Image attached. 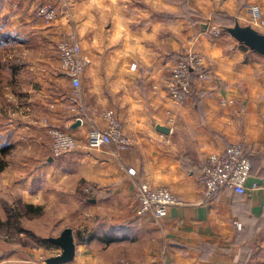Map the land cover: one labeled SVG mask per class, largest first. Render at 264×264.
<instances>
[{
  "label": "crops",
  "instance_id": "crops-1",
  "mask_svg": "<svg viewBox=\"0 0 264 264\" xmlns=\"http://www.w3.org/2000/svg\"><path fill=\"white\" fill-rule=\"evenodd\" d=\"M0 3L5 9L7 0ZM256 3L264 8V0ZM77 4L75 32L88 64L76 113L66 107L71 82L61 69L40 81L29 77L27 104L39 116L47 115L45 123L68 127L80 142L92 127H107L103 113L112 111L130 145L80 147L47 157L41 169L46 179L57 185L74 177L93 195L83 212L92 216L87 224L76 229L59 225V232L72 229L75 242L74 258L62 264L121 259L132 264H264V57L231 36H209L205 22L220 14L245 25V7L236 8V0H192L194 11L186 17L175 3L160 0ZM187 50L204 56L210 78L176 102L167 96L165 81L177 56ZM49 63L55 67L56 62ZM33 137L26 134L30 148L39 151L42 145ZM236 141L245 144L251 159L246 186L258 185L246 194L225 190L206 198L197 180L199 165ZM140 182L167 187L182 204L171 206L160 223L151 213L136 215ZM70 191L63 187L61 194ZM33 192L23 200L37 205L40 194Z\"/></svg>",
  "mask_w": 264,
  "mask_h": 264
},
{
  "label": "rangeland",
  "instance_id": "rangeland-1",
  "mask_svg": "<svg viewBox=\"0 0 264 264\" xmlns=\"http://www.w3.org/2000/svg\"><path fill=\"white\" fill-rule=\"evenodd\" d=\"M160 1L175 3L176 9L186 17L194 11L190 6L192 0ZM257 1L236 0V8L245 7L248 13V21L243 22L247 23L245 25H250L252 21L247 3L254 2L257 5ZM77 5V0H7L4 9V5L0 3V136L3 137L2 141L9 136L14 144L11 154L7 156L8 165L3 174H0V261L6 260L3 264H45L46 258L58 253L56 248L44 242V238L59 235L62 228L59 225L62 222L76 229L79 223L87 224L92 218L88 213H83L93 197L89 192H81L83 184L70 176L57 185L46 179V173L41 169L44 170L48 165L47 157L50 155L51 138L48 128L56 126L45 123L47 115L39 116L40 113L32 112L31 106L27 104L30 99V78L40 81L48 72L53 71V74L58 75L60 69L63 71L58 46L65 39L77 40ZM41 6L55 8L56 14L52 20L45 21L37 14ZM205 22L210 26L209 36H230L223 30V26H233L234 18L214 14ZM212 30L217 33L213 34ZM190 52L192 50L180 53L176 61ZM53 61L56 62L55 67L49 63ZM205 62L208 78L201 83L195 78L199 87L210 78V66L206 59ZM192 93L193 87L190 94ZM70 95L66 107L70 112L76 113V98L72 87ZM40 97L45 96L41 94ZM63 130L70 132L68 127ZM28 133L34 134L33 143H41L43 146L39 151L30 148L32 141L29 143L26 138ZM18 141L22 143L16 147L15 143ZM29 176L30 181L25 183ZM15 181L18 184H14ZM63 187L71 188L69 194H61ZM33 191L40 194L37 205L42 206V211L37 215L27 213L24 217L13 216V208H18L21 212L22 205L26 203L23 196ZM9 213L12 216L7 218Z\"/></svg>",
  "mask_w": 264,
  "mask_h": 264
},
{
  "label": "built area",
  "instance_id": "built-area-1",
  "mask_svg": "<svg viewBox=\"0 0 264 264\" xmlns=\"http://www.w3.org/2000/svg\"><path fill=\"white\" fill-rule=\"evenodd\" d=\"M252 21L251 25L257 31L264 34V11L256 4L248 6ZM37 14L45 21L54 18L55 8L41 6ZM213 34L217 32L212 30ZM60 63L64 75L71 82L74 98L79 97L81 78L87 59L82 53L79 42L75 39H65L60 42ZM204 82L208 78L204 56L198 52H190L185 57L178 59L170 70V76L165 82V92L168 97L176 102H182L192 91L193 78ZM202 86V85H200ZM104 118L107 127H92L84 142H80L70 132L58 127L48 128L51 138L50 155L60 157L82 147L85 150H96L102 147H114L115 149H126L130 145V139L122 133L118 119L112 111H105ZM131 172V170H129ZM251 162L246 152L245 144L236 141L228 144L221 152L209 154L199 165L197 180L203 188L204 196L209 198L216 193L230 190L240 194H246L249 189L255 188L258 183L246 186L250 176ZM138 206L136 215L142 216L151 213L156 222L167 215L168 209L174 205H181L182 200L170 189L164 186H150L141 182L137 191ZM237 226L238 224L235 223ZM116 264H132L123 259ZM147 264H167L161 260Z\"/></svg>",
  "mask_w": 264,
  "mask_h": 264
},
{
  "label": "water",
  "instance_id": "water-1",
  "mask_svg": "<svg viewBox=\"0 0 264 264\" xmlns=\"http://www.w3.org/2000/svg\"><path fill=\"white\" fill-rule=\"evenodd\" d=\"M225 31L234 38L239 44L260 54L264 57V34L257 31L250 25H240L235 22L233 26L225 27ZM167 131V128L166 130ZM48 241L61 249L59 254L48 257L44 260L45 264H62L70 262L75 254V242L72 229L65 227L59 235L48 237Z\"/></svg>",
  "mask_w": 264,
  "mask_h": 264
},
{
  "label": "trees",
  "instance_id": "trees-1",
  "mask_svg": "<svg viewBox=\"0 0 264 264\" xmlns=\"http://www.w3.org/2000/svg\"><path fill=\"white\" fill-rule=\"evenodd\" d=\"M228 25H224L223 26V30L225 31V27H227ZM226 32V31H225ZM245 49H247V47H245L244 45H242ZM192 87H193V92H198L200 90V87L197 86V83L195 81V77L193 78V83H192ZM2 138L0 136V171H3L6 169L7 165H8V161H7V156H9V154H11L12 149L14 148V144L13 142L10 140L9 136L8 139H6L5 141H2ZM250 158V157H249ZM251 160V159H250ZM251 162V161H250ZM252 166V165H251ZM252 170V168H251ZM251 173V171H250ZM86 185V184H85ZM84 185V186H85ZM89 187V186H87ZM88 189V188H87ZM83 191V190H82ZM81 191V192H82ZM85 191V190H84ZM86 192V191H85ZM83 192V193H85ZM90 193V191H88ZM23 206V210L21 209V212L18 208H13V212H15L13 214V216H17V217H24L26 216L27 213H31L34 215L39 214L42 211V206L41 205H34V204H30V203H25ZM24 211V212H22ZM12 215H10V213L7 215V218H10ZM2 220L0 219V224H1ZM44 242L46 244H48L50 247H54L56 248L57 246L54 245L53 243H51L50 241L47 240V238H44Z\"/></svg>",
  "mask_w": 264,
  "mask_h": 264
}]
</instances>
